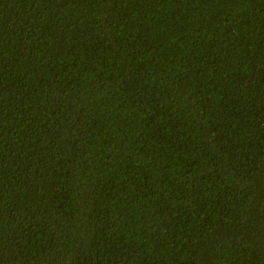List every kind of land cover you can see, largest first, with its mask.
Instances as JSON below:
<instances>
[{
  "label": "trees",
  "instance_id": "1",
  "mask_svg": "<svg viewBox=\"0 0 264 264\" xmlns=\"http://www.w3.org/2000/svg\"><path fill=\"white\" fill-rule=\"evenodd\" d=\"M0 264H264V0H0Z\"/></svg>",
  "mask_w": 264,
  "mask_h": 264
}]
</instances>
